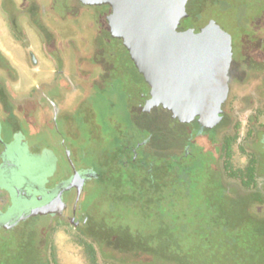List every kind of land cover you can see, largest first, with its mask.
Here are the masks:
<instances>
[{"label":"flooded vegetation","instance_id":"1","mask_svg":"<svg viewBox=\"0 0 264 264\" xmlns=\"http://www.w3.org/2000/svg\"><path fill=\"white\" fill-rule=\"evenodd\" d=\"M191 3L186 0L182 16L167 0H0V250L9 241L19 244L17 250L24 240L32 241L39 261L52 264L58 233L89 242L90 218L83 204L102 182V174L81 163L83 147L75 142L85 122L88 139L104 137L93 106L100 97H109L115 86L128 99L129 124L141 132L148 115L168 112L172 99L199 89L211 94L219 120L225 114L233 125L239 118L229 95L250 71H257L249 69V52L260 50L257 45L264 42V13L251 17L259 33L246 25L234 39L213 18L206 23L199 19L205 9L189 12ZM248 20L241 16L239 22ZM213 23L229 36L228 62L217 31L211 34L217 45L197 47L193 61L183 58L179 36ZM27 29L40 36L44 57L37 52L36 34L28 37ZM246 35L255 37L248 48ZM115 43L126 54L129 77L112 63ZM79 51L82 55L77 57ZM172 72L181 81L169 84ZM114 125L118 132L110 128L109 143L117 145L127 128ZM133 137L127 134L122 145L113 148L106 168L112 175H130L134 166L151 174L146 157L138 156L150 138Z\"/></svg>","mask_w":264,"mask_h":264},{"label":"rangeland","instance_id":"2","mask_svg":"<svg viewBox=\"0 0 264 264\" xmlns=\"http://www.w3.org/2000/svg\"><path fill=\"white\" fill-rule=\"evenodd\" d=\"M197 8L205 9L200 20L213 18L235 39L246 25L259 33L251 17L263 15L264 2L192 0L188 11ZM241 16L249 20L239 22ZM32 31L26 30L30 38ZM260 33L264 40V29ZM35 34L37 52L44 57L46 49ZM243 39L244 48L255 41L251 35ZM257 46L258 52H249L261 60H249V69L257 71H250L243 85L234 86L229 95L240 115L233 125L225 114L219 120L211 94L203 89L172 99L168 112L148 115L144 132L129 124L128 99L117 86L109 97L95 102V119L104 137L88 139L90 127L85 122L75 142L83 147L81 163L102 174V182L83 204L90 218L86 228L90 240L83 243L58 233L52 264H264V42ZM113 48L112 63L129 77L124 50L117 43ZM24 67L23 63L20 68ZM169 78V84L181 81L176 72ZM193 79L189 78L192 85ZM116 122L127 128L121 142L127 134L138 141L150 138L138 152L146 157L150 175L136 166L130 175L115 176L106 169L113 148L122 145L109 143L110 128L118 132ZM157 170L160 173L155 174ZM36 221L46 223L44 218ZM24 241L19 250L17 242L3 244L0 264H43L32 241Z\"/></svg>","mask_w":264,"mask_h":264},{"label":"water","instance_id":"3","mask_svg":"<svg viewBox=\"0 0 264 264\" xmlns=\"http://www.w3.org/2000/svg\"><path fill=\"white\" fill-rule=\"evenodd\" d=\"M186 0H167L170 7L177 8L180 12V15L184 16V5ZM219 32L222 35V41L219 44H223L222 46L225 48L227 55V62L231 55L230 45H229V36L215 23L210 24L205 29H189L183 35L179 36V46L181 51H183V58L193 61L197 55V47L198 48H210L212 45H217V41H212L211 34L213 32ZM223 39H226L225 41ZM44 215V213H43Z\"/></svg>","mask_w":264,"mask_h":264}]
</instances>
